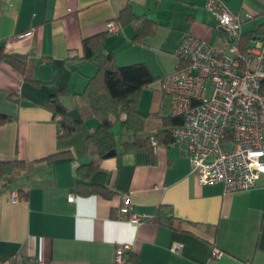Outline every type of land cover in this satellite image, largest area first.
<instances>
[{
  "label": "crops",
  "instance_id": "1",
  "mask_svg": "<svg viewBox=\"0 0 264 264\" xmlns=\"http://www.w3.org/2000/svg\"><path fill=\"white\" fill-rule=\"evenodd\" d=\"M217 1L243 17V48L264 39V0ZM207 2L0 0V48L28 60L27 77L0 59V165L23 163L0 190V264H116L120 247H129L138 264H264V175L248 191L201 186L186 147L157 142L152 151L125 152L121 142L133 137L122 139V129L114 133V157L89 153L99 120L81 94L97 67L84 58L83 41L102 36L114 66L146 65L157 80L141 92L140 111L170 115L160 82L176 70L182 36L225 48ZM112 20L120 32L106 30ZM61 86L65 94H57ZM54 96L71 120L82 121L67 138L48 108ZM148 120L151 133L159 132L160 118ZM91 162L99 168L90 182L113 190L110 199L76 193V171ZM125 195L140 223L118 218ZM159 212L173 217L174 227L159 224Z\"/></svg>",
  "mask_w": 264,
  "mask_h": 264
},
{
  "label": "built area",
  "instance_id": "2",
  "mask_svg": "<svg viewBox=\"0 0 264 264\" xmlns=\"http://www.w3.org/2000/svg\"><path fill=\"white\" fill-rule=\"evenodd\" d=\"M206 6L215 14L225 48L218 50L192 34L182 36L176 70L160 82L170 99V116L183 118L171 129L170 145L186 147L201 186L223 184L226 193L248 191L264 175V39L243 48V17L217 0H208ZM106 30L118 33L121 26L112 20ZM150 141L157 145L155 137ZM132 211L125 195L117 216L140 223ZM129 250L118 248L115 263L130 264Z\"/></svg>",
  "mask_w": 264,
  "mask_h": 264
},
{
  "label": "trees",
  "instance_id": "3",
  "mask_svg": "<svg viewBox=\"0 0 264 264\" xmlns=\"http://www.w3.org/2000/svg\"><path fill=\"white\" fill-rule=\"evenodd\" d=\"M243 41H245L244 38ZM83 52L84 58L97 67L96 75L89 79L84 92L81 94L90 107L92 114L99 120L97 129L87 139L89 153L104 158L107 153L117 150V139L113 132L117 124H121L122 139L126 135L133 137L130 140L120 141L125 152L152 151L153 145L150 141L152 137H155L159 143L170 145L172 142L171 129L181 125L183 118L166 114L160 116L159 113L144 115L140 111L138 99L141 92L157 80L148 67L144 64L114 66L112 64L114 60L112 53L104 51L102 36L85 39L83 41ZM0 59L6 60L22 73L26 74L28 72V60L24 55L5 54L3 49L0 48ZM66 90L65 86H61L57 94H65ZM262 93L264 95V84ZM57 96H54L55 98L50 101L48 108L61 118L59 122L60 137L67 138L78 130L82 121L71 120L68 111ZM124 114L126 119H122ZM150 116L160 118L161 129L159 132L151 133V124L148 120ZM5 120L6 117H0V122ZM142 135L144 136L142 137ZM50 159L51 157H49ZM22 164L21 161L15 160L0 165V190L14 183L15 176ZM98 168V164L91 162L81 165L77 169L73 181V187L77 194L81 196L100 195L107 199L115 194L108 187L90 182L91 177ZM19 195L24 198L27 193L20 191ZM155 220L161 225L174 227V218L166 216L162 212L156 215ZM127 259L130 264H138V260L131 252L127 253Z\"/></svg>",
  "mask_w": 264,
  "mask_h": 264
},
{
  "label": "rangeland",
  "instance_id": "4",
  "mask_svg": "<svg viewBox=\"0 0 264 264\" xmlns=\"http://www.w3.org/2000/svg\"><path fill=\"white\" fill-rule=\"evenodd\" d=\"M177 63H178V59H177ZM212 88V83H208V89H211ZM151 91L152 93L154 92L153 90H151V89H147L146 91ZM151 107V102L146 106V108H145V110H146V112H148V110H150L149 108ZM120 130H121V126L120 125H116L115 127H114V129H113V132L115 133V134H119V132H120ZM144 135H142V137H143Z\"/></svg>",
  "mask_w": 264,
  "mask_h": 264
},
{
  "label": "water",
  "instance_id": "5",
  "mask_svg": "<svg viewBox=\"0 0 264 264\" xmlns=\"http://www.w3.org/2000/svg\"><path fill=\"white\" fill-rule=\"evenodd\" d=\"M227 146H228L230 149H232V146H230V145H227ZM116 154H117L116 150H113V151L107 153V154L104 156V158H111V157H114Z\"/></svg>",
  "mask_w": 264,
  "mask_h": 264
}]
</instances>
